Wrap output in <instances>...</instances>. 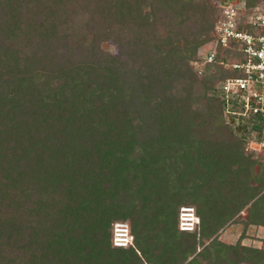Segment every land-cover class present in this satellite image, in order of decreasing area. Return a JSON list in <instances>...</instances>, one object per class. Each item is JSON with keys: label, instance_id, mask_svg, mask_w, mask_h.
Returning <instances> with one entry per match:
<instances>
[{"label": "trees", "instance_id": "1", "mask_svg": "<svg viewBox=\"0 0 264 264\" xmlns=\"http://www.w3.org/2000/svg\"><path fill=\"white\" fill-rule=\"evenodd\" d=\"M220 13L211 0H0V264H264L242 243L264 227V160L222 118L231 71L192 66ZM183 205L196 231L178 229ZM116 221L133 246L112 245ZM235 223L236 242L220 238Z\"/></svg>", "mask_w": 264, "mask_h": 264}, {"label": "built area", "instance_id": "2", "mask_svg": "<svg viewBox=\"0 0 264 264\" xmlns=\"http://www.w3.org/2000/svg\"><path fill=\"white\" fill-rule=\"evenodd\" d=\"M220 16L192 63L201 74L206 64L219 63L231 71L217 85L222 118L237 137H244V150L264 160V0L247 10L246 0H215ZM229 50V55L223 50ZM232 55L233 57H229ZM261 122L260 129L253 125ZM199 219L192 206L178 211V229L196 231ZM114 247L133 246L128 223L112 225Z\"/></svg>", "mask_w": 264, "mask_h": 264}, {"label": "crops", "instance_id": "3", "mask_svg": "<svg viewBox=\"0 0 264 264\" xmlns=\"http://www.w3.org/2000/svg\"><path fill=\"white\" fill-rule=\"evenodd\" d=\"M232 226V227H231ZM238 226L240 227V233H238L237 237L234 238V228ZM243 226L239 223L232 224L228 227V230H224L221 233L220 238H222L225 241H228L229 243H234L238 239V237L243 233ZM235 231V230H234ZM227 232L230 233V235H227ZM242 243L246 245H255V246H263L264 247V227L262 226H252L245 228L244 234H242Z\"/></svg>", "mask_w": 264, "mask_h": 264}, {"label": "rangeland", "instance_id": "4", "mask_svg": "<svg viewBox=\"0 0 264 264\" xmlns=\"http://www.w3.org/2000/svg\"><path fill=\"white\" fill-rule=\"evenodd\" d=\"M212 1V3L215 5V0H211ZM104 47L105 48H107L108 50H110L111 52H113V53H115L116 52V46L111 42V41H107V42H105L104 43ZM200 49V48H199ZM198 49V50H199ZM198 52V51H197ZM195 68V67H194ZM197 72V71H196ZM198 74V73H197ZM198 75H200V74H198ZM231 129V128H230ZM232 130V129H231ZM245 152H248V151H245ZM256 152H253V154H255ZM255 155H257V154H255ZM258 156V155H257ZM258 158V157H257ZM261 157H259V159H260ZM229 227V226H228ZM228 227L226 228V230H228ZM232 227V226H231ZM235 230V231H234ZM234 230H233V232H234V238L233 239H235L236 237H237V235H238V233H240V227H238V226H236L235 228H234ZM227 235L229 236L230 235V233L229 232H227Z\"/></svg>", "mask_w": 264, "mask_h": 264}]
</instances>
